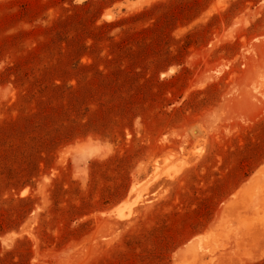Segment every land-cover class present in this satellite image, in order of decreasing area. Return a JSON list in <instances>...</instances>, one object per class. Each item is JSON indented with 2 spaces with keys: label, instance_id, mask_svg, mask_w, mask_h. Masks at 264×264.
<instances>
[{
  "label": "rangeland",
  "instance_id": "374dc122",
  "mask_svg": "<svg viewBox=\"0 0 264 264\" xmlns=\"http://www.w3.org/2000/svg\"><path fill=\"white\" fill-rule=\"evenodd\" d=\"M0 264H264V0H0Z\"/></svg>",
  "mask_w": 264,
  "mask_h": 264
},
{
  "label": "bare ground",
  "instance_id": "6f19581e",
  "mask_svg": "<svg viewBox=\"0 0 264 264\" xmlns=\"http://www.w3.org/2000/svg\"><path fill=\"white\" fill-rule=\"evenodd\" d=\"M133 187H137L136 185L134 186L133 185ZM135 190H136V188H135ZM130 199V198H129ZM125 204V203H124ZM124 204H121V205H119L118 207H115L114 209H112L111 211H108L107 213H105L104 215L106 216V215H110L111 216V214H114V215H116V216H119V217H124V215H123V209H124V207L126 206H124L123 207V205ZM113 216V215H112ZM114 217V216H113Z\"/></svg>",
  "mask_w": 264,
  "mask_h": 264
}]
</instances>
